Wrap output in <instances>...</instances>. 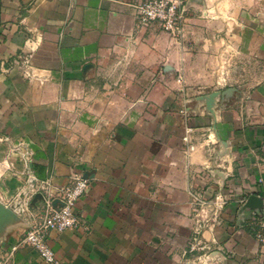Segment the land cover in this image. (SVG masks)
<instances>
[{"label": "crops", "instance_id": "0c3cea01", "mask_svg": "<svg viewBox=\"0 0 264 264\" xmlns=\"http://www.w3.org/2000/svg\"><path fill=\"white\" fill-rule=\"evenodd\" d=\"M138 1L0 0V255L28 180L79 173L59 264H264V0H187L178 38L137 27ZM193 188L226 202L187 254ZM15 264L46 263L22 247Z\"/></svg>", "mask_w": 264, "mask_h": 264}, {"label": "built area", "instance_id": "2783aa9c", "mask_svg": "<svg viewBox=\"0 0 264 264\" xmlns=\"http://www.w3.org/2000/svg\"><path fill=\"white\" fill-rule=\"evenodd\" d=\"M186 4L187 0H140L133 5L137 27L148 28L156 25L161 31L178 36L185 18ZM190 134L191 129L186 128L183 139L188 141ZM192 149L193 146L189 145L186 152ZM88 188L89 177L79 173L73 174L66 185L55 190L49 188L48 181L36 186L35 180H28L29 196L24 202L25 208L20 209L26 214L28 226L15 244L2 251L0 264H15L16 253L22 247L34 250L46 264H59L49 245L50 234L83 227L75 206L85 196ZM36 193L41 195L39 205H36ZM190 198L193 211L192 228L185 252L195 254L205 249L203 233L220 223L226 201L220 193L211 198L205 197L200 188L191 189ZM255 214L260 219L255 238L264 245V192L260 195V206Z\"/></svg>", "mask_w": 264, "mask_h": 264}, {"label": "rangeland", "instance_id": "374dc122", "mask_svg": "<svg viewBox=\"0 0 264 264\" xmlns=\"http://www.w3.org/2000/svg\"><path fill=\"white\" fill-rule=\"evenodd\" d=\"M259 2H260V0H259ZM185 18H186V16H185ZM185 18H184V21H185ZM184 21H183V24H184ZM183 24H182V26H183ZM181 29H182V27H181ZM181 34H182V33H181V31H180V34H179L178 36H171V35H170V36H171V37H174V38H178V37H181ZM235 60H236V61H235ZM234 61H235L236 63L239 64V62H238V54H237L236 52L233 51V52H232V64H233V65H235ZM37 195H38V198H37V199L39 200L41 195H40L39 193H36L35 196H37ZM28 196H29V194H26V195H25L26 199L28 198ZM16 198L19 199V190H18V192L16 193ZM38 200H37V201H38ZM24 202H25V201H24ZM31 205H32V204H31ZM15 208H17V211H19V206H18V205H17V207H15Z\"/></svg>", "mask_w": 264, "mask_h": 264}, {"label": "water", "instance_id": "95a60500", "mask_svg": "<svg viewBox=\"0 0 264 264\" xmlns=\"http://www.w3.org/2000/svg\"><path fill=\"white\" fill-rule=\"evenodd\" d=\"M38 198V195L36 196ZM260 206V205H259Z\"/></svg>", "mask_w": 264, "mask_h": 264}]
</instances>
